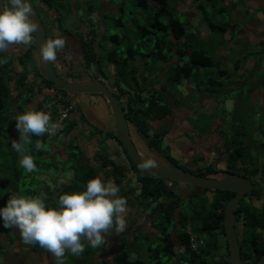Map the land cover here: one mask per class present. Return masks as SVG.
Segmentation results:
<instances>
[{
  "label": "trees",
  "instance_id": "obj_1",
  "mask_svg": "<svg viewBox=\"0 0 264 264\" xmlns=\"http://www.w3.org/2000/svg\"><path fill=\"white\" fill-rule=\"evenodd\" d=\"M109 1L107 0L108 4H110ZM181 1L186 3L187 0H136L135 5L139 10L150 8V6L153 10L151 9L152 11L148 13L139 11L137 18L142 21L134 20L133 29L132 27L131 29L126 28L122 17L116 19L127 31H122V34L120 32L109 33V35L105 32L98 38V33H94L93 30L80 33L81 31L74 32L69 26L64 28L67 19L74 13L70 1L34 0L41 19V8L44 9L47 18L51 13L56 15L55 19H50L48 29L42 20L48 40L57 37L66 40L65 47L58 50L54 61L57 75L67 81L100 79L106 85L109 84L111 88H114L112 91L124 107L128 124L134 127L150 149L155 150L157 155L163 156L175 165L178 164V159L174 156L176 154L172 147L170 144L166 148L163 147L168 130H156L151 125L154 122L172 119L174 116L175 111L172 104L167 101V96L170 95L168 85L183 86L186 81H189L195 84V90L200 89L202 85L206 88L205 92H214L219 89L223 83L219 82L218 77L222 78L228 72L221 68L220 62L216 60L219 58L217 56L220 55L221 48L210 44L209 35L212 34L210 37L212 38L213 32L221 31L225 34L230 30L231 38L228 40L232 44L231 41L239 32L238 23L232 21L234 20L233 12L225 4L226 0H192L191 5L197 9V17L180 12L178 8ZM1 5L6 6L7 0H1ZM109 11H104L103 23L110 22L112 16L108 17ZM118 13L121 16L125 15L123 6L120 7ZM181 14L186 15L185 21L181 19ZM57 27L58 33L55 31ZM81 27V25L78 26V28ZM222 33L216 41L224 39ZM110 43L111 46H109ZM262 44L264 46L263 42ZM24 47L26 49L22 50L20 46L13 48L12 45L7 52L0 53V60L4 61L0 63V136L10 125L8 123L11 121L14 108L18 107L24 111L23 106L30 107L32 100L38 95H43V99L31 109L48 113L53 123L60 118L61 110L73 106L63 122L61 140L65 148L72 150L65 161H71L69 166L74 169L75 178L69 186L56 189V194L48 191L47 197L44 198L46 204L57 206V200L61 194L81 190L90 178L101 177V172L105 171L104 173L115 174L117 186L125 182L124 184L129 187V193L125 192L122 197L128 200L130 194H135L139 205L144 208L143 212L150 211L152 215L157 216L152 220L159 228L156 229L157 234L146 232L145 242L139 241L141 239L138 240L135 233L132 241L125 234L119 236L118 248L112 258L102 263L165 264L173 262L175 264L178 261L179 264H231L223 218L225 205L234 196V192L213 190L211 197L204 193H193L192 198L198 200L192 206L193 214L183 215L180 202L184 194L178 188L180 182L165 180L140 169L131 160L122 142L117 138L113 126V130L105 132L103 128L96 125L93 133L95 136L103 137L104 140L109 137L117 141V146L113 148L116 158L105 156L104 150L101 149L98 152L101 164L95 160H86L85 150L80 149L79 144L75 146L74 140L79 138L71 135L86 115L81 114L78 104L75 107L65 100L70 98L69 94L73 93L59 89L53 81L48 80L42 74L36 56L35 36L33 43ZM72 58L80 60V68H77ZM239 64L240 60H237L234 65L236 71L241 68ZM156 65L161 66L154 70ZM160 71H163V75L155 78L156 81L148 85L149 80L152 77L154 79ZM259 71L264 72V69ZM257 82L255 89L261 86V81ZM161 84L163 88L160 87ZM17 91H27V93H22L24 97H22L24 100L22 103L18 101L19 98L13 100V93ZM259 98L263 101L264 96ZM250 101L252 102L251 98ZM234 122H239L243 126L236 132L237 137L243 136L246 139L252 133L251 126L244 125L245 122L248 123L244 115L240 114ZM261 127L264 133V113ZM50 137L45 134L41 142L47 143ZM233 137L229 139L227 135H224L222 146L220 144L216 148L220 157L224 155L227 157L226 172L231 176H247L254 181V188L240 201L235 211V230L244 264H256L264 254V204H261L264 203V201L261 202L264 198V159L259 160L249 154V145L244 140ZM259 147V154L264 156V142L260 143ZM117 150H120L118 154ZM175 150H177L176 145ZM194 160L204 159L198 156ZM217 164L218 161H214L208 167L198 166L191 171L204 177L216 175L222 172ZM127 165H129L128 168H125ZM130 172L134 173L135 184H133L134 179L128 178ZM106 178H110V175ZM34 181V188L29 189L25 180V188L28 191L32 190L34 196L42 197L43 194L36 189L39 182L36 178ZM8 182L7 178L2 180L3 185H7ZM14 195H17L16 192L4 193L0 197V207L7 203L10 196ZM210 205L211 208H207ZM14 229L5 228L0 221V236H8L11 241ZM112 232L114 231L108 234ZM155 238L158 240L156 241ZM0 243H2L1 240ZM102 248H96L93 254L89 252L85 263H94ZM222 248H225L227 252L226 254L222 252L220 255L221 252L218 253V251ZM143 251H146V257L142 255ZM106 252L109 250L106 249ZM5 253L0 249V255ZM133 253L137 256L136 258L131 255Z\"/></svg>",
  "mask_w": 264,
  "mask_h": 264
},
{
  "label": "rangeland",
  "instance_id": "obj_2",
  "mask_svg": "<svg viewBox=\"0 0 264 264\" xmlns=\"http://www.w3.org/2000/svg\"><path fill=\"white\" fill-rule=\"evenodd\" d=\"M63 1H70L72 3L71 8L74 10L73 15L65 22L64 28L69 26L74 32L81 31L80 33L84 31L88 33L93 30L94 33H98V38L105 32L108 35L109 33L114 34L116 32L122 34V31L126 32L127 29H131V27L133 29L134 20L138 19L137 13H139V11L148 13L153 10L151 6L150 8L139 10L135 5L136 0H129L126 2L122 0H110V4H108L107 0H103V2L102 0ZM191 4L192 0H187L186 3L181 1L178 9L180 12H185L197 17V9ZM225 4L232 10L234 18L232 21L238 23L237 30L239 32L235 35L236 37L234 40L231 41L232 44H230L228 40L230 37V30L229 32L227 31L228 33L225 32V34L227 33L226 35L221 31L213 32L214 36L212 38H210L212 34L209 35L210 44L214 45L216 48H221V53L217 56L219 58H216V60L220 62V67L228 72V74H224L225 76L222 78L220 76L218 77V79H220L219 82L221 84L223 83L222 86L214 92H205L204 90H206V88L204 85H202L200 89L195 90V84L189 81H186L183 86L168 85L167 89L170 91L169 94L171 96H167V101L172 104L175 111L174 116L172 119L153 123V127H155L156 130H168L166 133L167 138L163 142V147L166 148L170 144L173 152L176 154L174 155L173 153V155L178 159L177 163L182 168H185L189 161H193V157L198 155H203L206 159L197 164H192V166L198 165L208 167L211 162L218 161L217 167L219 169L226 168L227 157L226 155L220 157V153L216 148V146L220 144L222 146L224 135H227L229 139L236 136L237 139L244 140L245 143L249 145V154H252L259 160L264 159V156L259 154L260 143L264 142V133L261 129L263 125L264 99L262 101V98H259L264 96V83H262L264 81V72L259 71L262 68L264 69V46L262 44V42L264 43V0H226ZM121 6H123L125 10L124 16L118 13ZM0 8H2L1 0ZM104 11H109L108 17L112 16L110 18L112 21L110 20L109 23H103L102 21ZM40 12L45 27L48 29L50 19H55L56 15L51 13L49 18H47L44 9L41 8ZM180 16L183 21L187 19L184 14ZM120 17L125 20L127 29H124L120 21H116V19ZM138 21L142 20L138 19ZM79 25L82 27L78 28ZM55 31L57 33L59 32L58 27L55 28ZM220 33L224 35V39H218L216 41ZM242 37L249 38V44L247 39H242ZM19 46L22 50L26 49L23 45H13V48H19ZM109 46H111V43ZM240 50H242L243 54H241L242 52H240ZM73 60L77 64V68H80V60L76 58ZM237 60H240L239 65L241 66L238 71L234 69ZM244 62H246L245 67ZM159 66L161 65H156L154 70ZM259 67H261V69ZM217 70L218 66L216 67V71ZM162 75L163 71L158 72L154 76V79L152 77L149 80L148 85L153 84V82L156 81L155 78H159ZM196 78L197 76L195 79ZM257 81H261L260 88H262V90L258 88V86L256 87L258 89L254 88L257 85L256 83H258ZM107 85L111 88L109 84ZM160 87L163 88V84H161ZM252 89H254V91H252ZM22 93H27V91L14 92L13 100L19 98L18 101L22 103L24 98ZM87 98L88 97L80 96L85 106V109L82 110H84V112H94L96 119L93 120V122L98 123L99 120L100 123L97 125L104 130L110 128L111 124L114 123V119L106 98L103 95H93L92 99ZM250 98L254 104L250 101ZM42 99L43 95H38L32 100L30 107L23 106L25 108L24 111L21 108L15 107L14 112L12 111L14 115L12 114L11 121L8 123L10 124L9 127H6V131L0 136V197L9 191L16 192L17 195L25 197H35L36 195L34 196L32 190H30L32 193L26 190L24 182L26 180L28 188L33 189V181L36 178L39 182V185H36V189L43 194L42 198L44 199L47 197L48 191L56 194V189L69 186L75 178L74 169L69 166L71 161H65L72 150L71 148L64 147L61 140L62 132L59 131L56 132L55 135H52L47 140V143H44L45 148L43 150L36 151L34 146H29L28 151L33 156L36 165L32 172H26L23 168L18 166V156L10 146L12 140L19 141L20 138L19 131L16 128L15 115H18V113L20 114L21 111L25 112L32 110L31 107L37 106V103ZM122 102H124V100H122ZM73 105L75 107L78 106L77 104ZM16 111L18 113H15ZM240 114L244 115L245 119L248 120V123L245 122L244 125L246 127L251 126L252 133L247 136L246 139L245 137L243 138V136L239 138L236 134V132L243 127L239 122H234L235 119L239 118ZM95 127L97 126L94 125L91 122V118H89L88 121H82L71 135L79 138L74 140L75 146L79 144L78 147L85 150L86 160H95L101 164L98 152L103 149L105 156L114 158L113 148L117 146V142L111 140L109 137H106V140H104V138L99 135L95 136L93 133ZM91 128H93V130H91ZM133 133H135V129ZM134 136H136L135 142L139 152L146 157L147 160H154L156 163H161L163 161L161 156L157 155L155 150L150 149L146 141L143 140L137 132ZM36 139L37 138L33 136L34 142ZM38 139L42 141V137ZM175 145L178 149L174 151ZM119 152L120 150H117V154ZM187 166L189 167L190 165L188 164ZM104 172H101L103 176L99 178L104 182H112L115 184V174H112V172ZM107 175H110V178L107 179ZM4 178L9 180L7 185L2 184ZM130 178L132 180L134 179L133 184H135L133 173L130 174ZM43 182L45 184H43ZM124 183L118 186L120 196L125 194V192L126 194L129 193V187ZM168 183L171 184V182ZM178 184L179 189H181L180 187H185L183 184ZM41 185L42 188H40ZM129 196L131 199H126L128 206L126 229L120 233L112 232L106 235L102 251L101 253L99 251V255L92 264H103L102 262L104 260H110L118 248V237L121 235H127L129 240L132 241L134 240L135 233L136 238L138 240L141 239L139 241L145 242V240H147L146 232L152 233L153 235L155 233L157 234L158 231L156 229L159 228L156 227L155 221L152 222L157 216L155 217L154 214L152 215L150 211L143 212L144 208L139 205L138 197H136L135 194H130ZM197 201L196 198L184 194V198L180 202L181 210L183 209L181 211L182 214L185 215L189 213L192 215L194 211L192 206ZM207 208H211V205L207 206ZM12 238L13 240L11 239L10 241L8 236H0L2 242L0 243V249H2L4 253L6 252L0 255L1 264H54V257L45 249L39 247L38 244H25L21 239L18 229H14ZM155 240L157 241L158 238H155ZM106 249H108L109 252H106ZM94 251L96 252V248L86 247L85 251L78 257L66 254L67 264H86L87 254H89V252L93 254L95 253ZM220 252V255H222V252L226 254L227 250L222 248L218 251V253ZM131 255L134 258L137 257L134 253ZM142 255L146 257V251H143ZM226 259L228 260V257H226ZM165 264H173V262H166ZM175 264H179L178 261H176Z\"/></svg>",
  "mask_w": 264,
  "mask_h": 264
},
{
  "label": "clouds",
  "instance_id": "obj_3",
  "mask_svg": "<svg viewBox=\"0 0 264 264\" xmlns=\"http://www.w3.org/2000/svg\"><path fill=\"white\" fill-rule=\"evenodd\" d=\"M32 13L31 0H7V5L0 8V53L7 52L12 45L33 43L38 26ZM65 44L64 38L47 40L41 46V58L54 62ZM70 110L72 106L61 110L60 118L54 123L44 111L28 110L15 115L20 138L12 140L10 146L18 156L19 167L26 172L35 169L29 146L43 150L45 145L38 138L61 132ZM33 136L37 138L35 142ZM151 166V162L144 165ZM127 212V201L119 195L118 186L92 177L81 190L61 194L57 206L46 204L39 196H10L0 207V221L5 228L18 229L25 244H38L45 249L54 257V264H67V255L78 257L86 247L100 248L110 231L123 232L127 227Z\"/></svg>",
  "mask_w": 264,
  "mask_h": 264
},
{
  "label": "water",
  "instance_id": "obj_4",
  "mask_svg": "<svg viewBox=\"0 0 264 264\" xmlns=\"http://www.w3.org/2000/svg\"><path fill=\"white\" fill-rule=\"evenodd\" d=\"M33 8L32 19L38 26L37 32L34 33L37 59L42 74L48 80L62 90L75 94H102L106 98L114 119L115 134L122 142L131 160L142 170L169 181H178L191 184L196 188V194H202L206 189L222 190L234 192L224 209L223 225L225 230V239L228 243L231 264H244L241 256L240 244L235 230V211L238 209L240 201L245 198L246 194L251 192L253 184L250 178L237 176L230 178H213L202 177L192 173L179 165H159L152 163L151 167H144L150 161L146 160L138 151L133 141L128 121L125 116V110L120 103L119 98L113 91L100 79H89L85 81H67L60 78L54 67V62H45L40 55V49L48 40L44 24L39 15L34 0H31ZM256 264H264V254L257 260Z\"/></svg>",
  "mask_w": 264,
  "mask_h": 264
},
{
  "label": "flooded vegetation",
  "instance_id": "obj_5",
  "mask_svg": "<svg viewBox=\"0 0 264 264\" xmlns=\"http://www.w3.org/2000/svg\"><path fill=\"white\" fill-rule=\"evenodd\" d=\"M85 81V80H84ZM79 82V81H78ZM111 89V88H110ZM112 90V89H111ZM70 93H72V92H70ZM114 93V92H113ZM74 95H70L69 94V96H70V98H68V99H65V100H68L69 102H71L72 104H78L79 105V107H80V110H81V114H85L86 115V117H84V119H83V122H85L86 120L88 121V119L89 118H91V122L94 124V125H97L98 123H100V121L98 120V123H96V122H93V119H96V117L94 118V112H88V111H86V112H84V110H82V109H85L84 107V103H82V101L83 100H81L80 99V96H85V97H88L87 99H92V96L93 95H100V94H75V93H73ZM78 95H80V96H78ZM104 96V95H103ZM60 97H62V96H60ZM72 106V105H71ZM73 107V106H72ZM111 110V109H110ZM80 114V113H79ZM88 116H91V117H88ZM113 116V115H112ZM151 125H153V123H151ZM112 126L114 127V123H113V125L111 124V127L110 128H108L107 130H105V132H108V131H110V130H113L112 129ZM129 126H130V130H131V133H132V136H133V140H134V143H135V145H136V136H134V135H136V133H133V126H131V124H129ZM115 130V129H114ZM75 131V130H74ZM111 140H113V139H111ZM115 142H117L116 140H114ZM137 147V146H136ZM138 149V148H137ZM143 156V155H142ZM198 156H200V157H202L204 160L206 159L203 155H198ZM198 156H196V157H198ZM144 157V156H143ZM196 157H193L194 159L196 158ZM114 158H116L115 156H114ZM145 159H146V157H144ZM161 159L163 160L161 163H156L154 160L153 161H150V160H148V161H150V162H152V163H155V164H159V165H166V166H170V165H175V164H172L171 162H169L168 160H166V158H164L163 156L161 157ZM193 159V161H189V167L186 165V167L184 168V169H186V170H188V171H191V170H195L197 167H198V165H195V166H192V164H197V163H199V162H202V161H204V160H202V161H195ZM125 160V159H124ZM147 160V159H146ZM99 163V162H98ZM178 165V164H177ZM128 166L129 165H127L125 168H128ZM220 170H222V172H220V173H218V174H216V175H210V176H206V177H213V178H218V179H222V178H230V177H237V176H231L228 172H226V170H227V167L226 168H223V169H220ZM225 170V171H224ZM192 172V171H191ZM133 172H130L129 173V175H128V178H130V174H132ZM134 174V173H133ZM194 174H196V173H194ZM198 175V174H197ZM100 176H103V174H100ZM202 177H204V176H202ZM245 177H247V176H245ZM249 178V177H248ZM252 181V184H253V188H254V181L253 180H251ZM180 184H183V185H185V187L184 188H182V187H180L181 188V191L183 192V194H188L189 196H193V193H196V188L194 187V186H192L191 184H188V183H185V182H180ZM209 190V191H208ZM204 194H207V195H209L210 197L213 195L212 193H213V190H210V189H206L205 190V192H203ZM250 193V192H249ZM248 194V193H247ZM263 200H261V202H263L264 201V198H262ZM261 204H264V203H261Z\"/></svg>",
  "mask_w": 264,
  "mask_h": 264
},
{
  "label": "crops",
  "instance_id": "obj_6",
  "mask_svg": "<svg viewBox=\"0 0 264 264\" xmlns=\"http://www.w3.org/2000/svg\"><path fill=\"white\" fill-rule=\"evenodd\" d=\"M231 38V36L229 37V39ZM242 39H247V41H248V44H249V38H243L242 37ZM241 40V39H240ZM240 43V42H239ZM240 51H242V50H240ZM91 130H93V128H91ZM178 149V148H177Z\"/></svg>",
  "mask_w": 264,
  "mask_h": 264
},
{
  "label": "built area",
  "instance_id": "obj_7",
  "mask_svg": "<svg viewBox=\"0 0 264 264\" xmlns=\"http://www.w3.org/2000/svg\"><path fill=\"white\" fill-rule=\"evenodd\" d=\"M65 116V115H64Z\"/></svg>",
  "mask_w": 264,
  "mask_h": 264
}]
</instances>
